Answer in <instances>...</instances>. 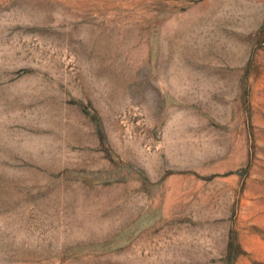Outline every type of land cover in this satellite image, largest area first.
Listing matches in <instances>:
<instances>
[{"label":"rangeland","instance_id":"374dc122","mask_svg":"<svg viewBox=\"0 0 264 264\" xmlns=\"http://www.w3.org/2000/svg\"><path fill=\"white\" fill-rule=\"evenodd\" d=\"M0 264H264V0H0Z\"/></svg>","mask_w":264,"mask_h":264}]
</instances>
